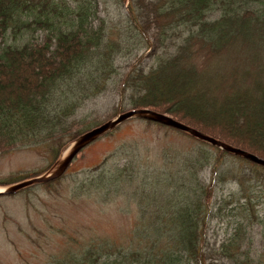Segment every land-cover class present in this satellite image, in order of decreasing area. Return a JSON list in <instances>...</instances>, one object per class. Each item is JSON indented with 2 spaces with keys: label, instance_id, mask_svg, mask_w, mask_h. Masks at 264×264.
<instances>
[{
  "label": "trees",
  "instance_id": "obj_1",
  "mask_svg": "<svg viewBox=\"0 0 264 264\" xmlns=\"http://www.w3.org/2000/svg\"><path fill=\"white\" fill-rule=\"evenodd\" d=\"M113 1L119 13L127 4L125 42L108 33L95 0H0V156L43 146L56 158L95 126L76 119L83 104L113 84L121 98L113 115L123 105L165 114L264 160V0ZM123 43L152 59L119 74ZM195 142L165 161L175 163L159 173L162 187L128 197L139 206L128 240L91 239L50 264H264V169ZM134 164L94 173L73 195H122L139 178L129 176ZM225 185L233 194L212 206ZM225 213L229 230L216 246L208 233Z\"/></svg>",
  "mask_w": 264,
  "mask_h": 264
},
{
  "label": "rangeland",
  "instance_id": "obj_2",
  "mask_svg": "<svg viewBox=\"0 0 264 264\" xmlns=\"http://www.w3.org/2000/svg\"><path fill=\"white\" fill-rule=\"evenodd\" d=\"M95 1L98 2L97 16L106 21L108 33L125 42L128 27L123 16L127 15V4L122 6L119 13L112 5L113 0ZM103 1L106 2V7L102 4L104 11L101 10ZM35 36L40 38V34ZM150 54L151 51L142 49L136 56L131 44L124 46L123 43L114 66L119 74H124L137 64L139 58ZM150 59L145 58L143 63L150 62ZM113 86L110 84L104 94L86 101L77 112V120L95 122V126L88 131L114 119L118 114L131 111L123 105V111L112 114L121 101ZM74 140L68 142L56 158L49 148L43 146L0 156V184L13 177L47 172ZM195 141L185 134L154 123L129 120L87 145L58 183L48 188L38 185L14 195L1 196L0 264H50L53 258L64 254L69 246L82 245L91 239L124 243L129 239L130 230L137 224L139 210L134 201L127 202L128 197L135 192L147 195L153 186L162 187L160 182H165L166 177L157 178L159 173L173 168L175 163L167 165L165 161H177L182 154L194 152L198 146ZM129 160L135 161V169L128 171L129 176L132 174L131 177L139 178L123 185L122 195L107 202L97 200L95 195L86 197L83 192L73 195L75 187L87 182L94 173L114 169ZM206 177L208 170L200 176L202 180ZM3 187L6 186L0 185V189ZM232 192L233 188L228 185L218 187L212 206H219L218 203ZM229 217L225 213L211 223L209 239L216 246L229 230ZM257 240V235L253 234V241Z\"/></svg>",
  "mask_w": 264,
  "mask_h": 264
},
{
  "label": "water",
  "instance_id": "obj_3",
  "mask_svg": "<svg viewBox=\"0 0 264 264\" xmlns=\"http://www.w3.org/2000/svg\"><path fill=\"white\" fill-rule=\"evenodd\" d=\"M143 120L146 122L154 123L172 130H175L179 133L185 134L192 139H195L199 142L210 145L226 154L231 156L241 158L246 160L254 165L264 168V160L250 154L248 152L242 151L235 147H232L224 142L216 140L204 133H201L175 119L172 117L154 112L148 109H135L125 113L118 114L114 119L106 122L105 124L92 129L78 138H76L70 145V147L65 151L64 155L59 161H57L54 166H52L47 172L30 178L24 181L3 187L0 189L1 196L14 195L17 192L31 188L33 186L45 185L51 183L55 180H58L64 173L67 171L72 161L76 156L90 143L96 141L97 139L105 136L109 132L116 129L122 123L129 120Z\"/></svg>",
  "mask_w": 264,
  "mask_h": 264
}]
</instances>
